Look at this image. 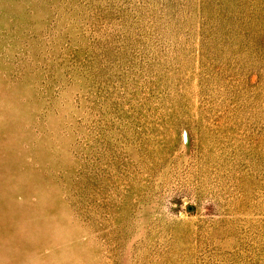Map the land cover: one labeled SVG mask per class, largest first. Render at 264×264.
Returning a JSON list of instances; mask_svg holds the SVG:
<instances>
[{
	"label": "rangeland",
	"instance_id": "374dc122",
	"mask_svg": "<svg viewBox=\"0 0 264 264\" xmlns=\"http://www.w3.org/2000/svg\"><path fill=\"white\" fill-rule=\"evenodd\" d=\"M0 264H264V0H0Z\"/></svg>",
	"mask_w": 264,
	"mask_h": 264
}]
</instances>
